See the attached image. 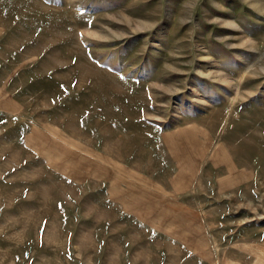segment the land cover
<instances>
[{
    "label": "rangeland",
    "instance_id": "obj_1",
    "mask_svg": "<svg viewBox=\"0 0 264 264\" xmlns=\"http://www.w3.org/2000/svg\"><path fill=\"white\" fill-rule=\"evenodd\" d=\"M0 264H264V0H0Z\"/></svg>",
    "mask_w": 264,
    "mask_h": 264
}]
</instances>
